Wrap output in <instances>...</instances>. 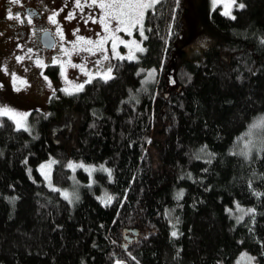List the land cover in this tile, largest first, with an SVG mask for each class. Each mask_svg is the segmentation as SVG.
Listing matches in <instances>:
<instances>
[{
	"label": "trees",
	"instance_id": "16d2710c",
	"mask_svg": "<svg viewBox=\"0 0 264 264\" xmlns=\"http://www.w3.org/2000/svg\"><path fill=\"white\" fill-rule=\"evenodd\" d=\"M198 9L214 36L201 51L180 45L186 0H158L143 51L116 60L111 79L54 94L27 129L1 116L0 264H235L242 250L264 264V121L236 150L264 116V0H236L231 16L210 0ZM51 158L56 189L37 168ZM124 229L137 231L127 250Z\"/></svg>",
	"mask_w": 264,
	"mask_h": 264
},
{
	"label": "rangeland",
	"instance_id": "374dc122",
	"mask_svg": "<svg viewBox=\"0 0 264 264\" xmlns=\"http://www.w3.org/2000/svg\"><path fill=\"white\" fill-rule=\"evenodd\" d=\"M9 1L11 0H0V113L5 109L9 112L8 115L0 114V118L1 116L9 118L17 128L29 127L28 116L33 109L48 113L49 99L54 94L61 91L77 92L78 86L95 77L104 79L109 68L112 76L116 60H134L138 57L144 37V32L141 35L143 17L147 9L123 6L129 3L135 5L137 0H97L96 4H93L92 0H79L82 7H77V0H39L45 10L49 6L54 11L56 25L59 26L57 39L61 52L57 58L40 50L30 29L26 28L24 33L19 32L20 28L13 24L17 19L9 18L8 6L11 5L8 4ZM34 1L36 0H28L29 3ZM100 3L106 6L101 8ZM235 3L236 0H210L211 7L219 6L221 11L224 14L229 13L226 14L229 16L233 14ZM19 4L21 2L12 3L13 6ZM186 4L188 6L186 35L180 45L188 52L195 53L213 42L214 36L202 25L198 9L199 0H186ZM141 11L144 13L143 17L140 16ZM69 16L72 18L69 19ZM138 19L141 23L133 27ZM126 28L128 31H125ZM130 56L134 58L129 59ZM20 57L22 59H18ZM177 57L176 55V59ZM47 64L57 67L56 79H52L46 73V68L43 71ZM140 73L144 80L157 77L154 68L140 70ZM170 77L173 78L171 73ZM263 121V115L251 121L237 140L238 152L244 153L252 148L261 136ZM82 164V168L91 176L93 167ZM53 165L54 160L51 158L37 168L45 184L56 189L52 183ZM78 166L69 163L73 172L72 178ZM72 184L74 186L75 183ZM73 186L61 190L63 196L65 193L68 194L69 200L75 198L77 194ZM102 194L104 196L101 199L105 202L108 197L105 196V192ZM240 210L235 207L234 214H238ZM235 264H255V256L242 250Z\"/></svg>",
	"mask_w": 264,
	"mask_h": 264
},
{
	"label": "flooded vegetation",
	"instance_id": "af4514ba",
	"mask_svg": "<svg viewBox=\"0 0 264 264\" xmlns=\"http://www.w3.org/2000/svg\"><path fill=\"white\" fill-rule=\"evenodd\" d=\"M8 4H11L8 6V8H10L9 11L11 16L19 17V19L16 21L13 19V24L20 28L19 32L24 33L26 28L30 29L32 31L33 37L37 40V45L40 50L42 52H47L49 55H54V57L57 58L61 51L59 47L60 43L57 39V31H59V26L52 22L54 11L49 6H47L45 10L44 5L39 2V0H36L33 3H29L28 0H21V4L17 6H13L11 1H9ZM44 30H50L55 39V43L50 48L45 47L41 43L40 37ZM14 31H16V29ZM47 66L48 64L44 66L43 71Z\"/></svg>",
	"mask_w": 264,
	"mask_h": 264
},
{
	"label": "snow or ice",
	"instance_id": "6c2138e0",
	"mask_svg": "<svg viewBox=\"0 0 264 264\" xmlns=\"http://www.w3.org/2000/svg\"><path fill=\"white\" fill-rule=\"evenodd\" d=\"M20 2H21V0H11V3H13V4H18V3H20ZM96 2H97V0H92V3H93V4H96ZM156 2H158V0H137V3H136L135 5L129 3V4H126V5H123V6H124V7H134V6H135V7L141 8V9H148V8H151V7L153 6V4L156 3ZM99 6H100L101 8H104L106 5H105L104 3H100ZM77 7H82V5H80V3H79V0H77ZM108 7H111V5H108ZM238 7H239V8H244L245 5L241 3V4L238 5ZM143 14H144L143 11H141V12H140V16L143 17ZM225 14H229V13H225ZM9 18L19 19L18 16H17V17H13V16H11V14H9ZM68 18L71 19L72 17L69 16ZM233 18H234V17H233ZM52 22H53V23H56V20H55V17H54V16L52 17ZM101 23H103V21H101ZM140 23H141V20L138 19V20H136L135 24H133L132 26L135 27L137 24H140ZM105 30H107V24H105ZM117 30H119V29H117ZM125 31H128V29L126 28ZM141 35H143V29H142V28H141ZM81 39H83V38H81ZM102 39H103V38H102ZM89 43H91V42L89 41ZM121 43H123V41H121ZM140 51H143V49H140ZM133 58H134V57H132V56L129 57V59H133ZM18 59H22V57H20V58H18ZM105 59H107V57H105ZM110 72H111V69L109 68L108 73H106V74L104 75V79H105V80H107V79H111ZM149 75L151 76L152 73H149ZM82 88H83V85H80V86H78V88H77L76 90L79 91V90H82ZM0 114L8 115L9 112H8L7 109H5V110H4L2 113H0ZM253 127H256V125H253ZM70 166H71V165H70ZM107 171H109V173H110V170H107ZM67 195H68V194L65 193L66 198H67ZM179 195L182 196L183 194L180 193ZM112 199H113V197L109 196V197L107 198V200L105 201V203H106V204H110L111 201H112ZM172 235H173V236H176L177 233H176V232H173ZM117 264H119V261L117 262Z\"/></svg>",
	"mask_w": 264,
	"mask_h": 264
},
{
	"label": "water",
	"instance_id": "95a60500",
	"mask_svg": "<svg viewBox=\"0 0 264 264\" xmlns=\"http://www.w3.org/2000/svg\"><path fill=\"white\" fill-rule=\"evenodd\" d=\"M41 43L45 47H52L53 44L55 43V39L53 35L51 34L50 30H44L41 33ZM59 127H54L53 131H58ZM137 231L136 230H130V229H124L123 231V241H122V249L127 250L128 248L132 247L133 241L136 239Z\"/></svg>",
	"mask_w": 264,
	"mask_h": 264
}]
</instances>
